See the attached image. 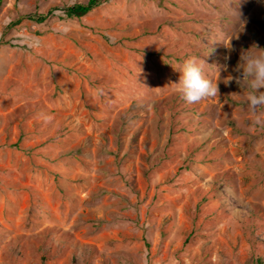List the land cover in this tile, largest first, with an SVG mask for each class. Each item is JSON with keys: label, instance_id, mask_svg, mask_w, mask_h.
<instances>
[{"label": "rangeland", "instance_id": "rangeland-1", "mask_svg": "<svg viewBox=\"0 0 264 264\" xmlns=\"http://www.w3.org/2000/svg\"><path fill=\"white\" fill-rule=\"evenodd\" d=\"M88 1L1 0L0 264H264V0Z\"/></svg>", "mask_w": 264, "mask_h": 264}, {"label": "clouds", "instance_id": "clouds-1", "mask_svg": "<svg viewBox=\"0 0 264 264\" xmlns=\"http://www.w3.org/2000/svg\"><path fill=\"white\" fill-rule=\"evenodd\" d=\"M258 54L241 56L244 67L242 69L243 79L247 77V88L249 90V108L255 112L258 108L264 107V49L255 46ZM205 62L201 57H189L182 66L177 68L181 76L179 82L174 86L181 98L189 104L197 103L204 98L215 96L218 93V86L206 78L204 67ZM257 123L264 121L257 120Z\"/></svg>", "mask_w": 264, "mask_h": 264}, {"label": "trees", "instance_id": "trees-1", "mask_svg": "<svg viewBox=\"0 0 264 264\" xmlns=\"http://www.w3.org/2000/svg\"><path fill=\"white\" fill-rule=\"evenodd\" d=\"M1 3V0H0ZM98 4V0H89L86 5H75L72 7H69L66 12L68 16L76 17L79 16V14H85L89 12L94 6Z\"/></svg>", "mask_w": 264, "mask_h": 264}]
</instances>
